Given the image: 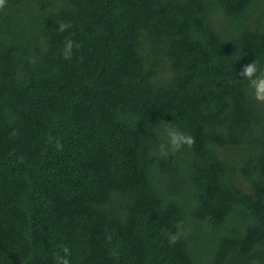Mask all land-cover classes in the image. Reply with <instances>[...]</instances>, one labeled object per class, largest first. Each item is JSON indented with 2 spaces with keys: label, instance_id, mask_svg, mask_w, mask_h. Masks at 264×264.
<instances>
[{
  "label": "trees",
  "instance_id": "obj_1",
  "mask_svg": "<svg viewBox=\"0 0 264 264\" xmlns=\"http://www.w3.org/2000/svg\"><path fill=\"white\" fill-rule=\"evenodd\" d=\"M254 60L264 0H7L0 264H264ZM169 123L194 145L161 154Z\"/></svg>",
  "mask_w": 264,
  "mask_h": 264
},
{
  "label": "clouds",
  "instance_id": "obj_2",
  "mask_svg": "<svg viewBox=\"0 0 264 264\" xmlns=\"http://www.w3.org/2000/svg\"><path fill=\"white\" fill-rule=\"evenodd\" d=\"M7 6V0H0V9ZM72 28L70 22L61 21L58 25V31L63 33ZM81 45L71 38H65L63 47V58L65 60L71 59L74 49L80 48ZM238 75L243 77L242 80L247 81V87L251 91L253 98L261 103H264V68H261L259 62L254 60L243 66ZM167 144H161L160 152L166 155L169 150H180L183 146L191 147L195 143V138L190 134L181 131L179 128L173 127L171 123L167 127ZM15 134V133H13ZM57 149L63 146L60 142L56 144ZM178 231L176 233H167L169 243L175 244L179 241L180 236L183 235L182 226L177 224ZM60 251L55 254V264H71L70 256L71 250L67 245H58Z\"/></svg>",
  "mask_w": 264,
  "mask_h": 264
}]
</instances>
